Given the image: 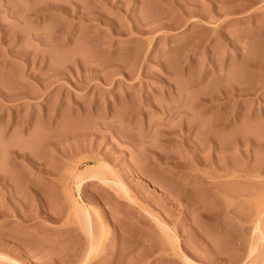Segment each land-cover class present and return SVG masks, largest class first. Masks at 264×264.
Returning a JSON list of instances; mask_svg holds the SVG:
<instances>
[{
	"label": "rangeland",
	"instance_id": "obj_1",
	"mask_svg": "<svg viewBox=\"0 0 264 264\" xmlns=\"http://www.w3.org/2000/svg\"><path fill=\"white\" fill-rule=\"evenodd\" d=\"M0 264H264V0H0Z\"/></svg>",
	"mask_w": 264,
	"mask_h": 264
},
{
	"label": "bare ground",
	"instance_id": "obj_2",
	"mask_svg": "<svg viewBox=\"0 0 264 264\" xmlns=\"http://www.w3.org/2000/svg\"><path fill=\"white\" fill-rule=\"evenodd\" d=\"M89 180H95V179H99V180H101V181H103V182H108V180L107 179H105L104 177H102V175L99 173V172H94V173H90V175H89ZM112 183H114L115 185H118V186H120V191L123 193V194H125V195H127V197H130V193H129V191H127V187H125L124 185H123V183L121 182V181H119V180H114V181H112ZM80 184V183H79ZM118 193V192H117ZM132 198V197H131ZM130 198V199H131ZM87 217V221H88V223H89V216L88 215H86ZM88 232V231H87ZM89 232H91L92 233V231L91 230H89Z\"/></svg>",
	"mask_w": 264,
	"mask_h": 264
}]
</instances>
